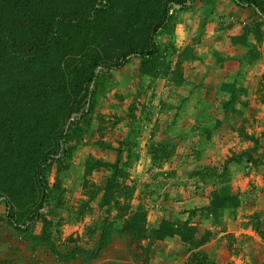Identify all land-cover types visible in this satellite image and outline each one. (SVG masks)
I'll use <instances>...</instances> for the list:
<instances>
[{
	"label": "rangeland",
	"instance_id": "obj_1",
	"mask_svg": "<svg viewBox=\"0 0 264 264\" xmlns=\"http://www.w3.org/2000/svg\"><path fill=\"white\" fill-rule=\"evenodd\" d=\"M167 5L159 54L109 70L154 48ZM46 161L49 197L23 230ZM0 259L264 264V16L235 0H0Z\"/></svg>",
	"mask_w": 264,
	"mask_h": 264
},
{
	"label": "trees",
	"instance_id": "obj_2",
	"mask_svg": "<svg viewBox=\"0 0 264 264\" xmlns=\"http://www.w3.org/2000/svg\"><path fill=\"white\" fill-rule=\"evenodd\" d=\"M235 2L238 6H241V7L255 8L259 11V13L261 15L264 16V5H262L257 0H235ZM185 4L186 3H184V2L180 3V5L183 6V8L186 6ZM169 11H170V6L167 5L165 7V10H164L163 21H161L155 27V32L153 34L152 41H151L153 44V47H154L153 49H150V50L131 49L125 53V55L122 57V59L119 62L108 65L109 70H117V69L124 67L126 65V63L129 62L130 59H132L133 57H139V58H142L143 60L156 57L160 51V45L156 39V35L160 32L161 29H163L166 26V20H167V17L169 15ZM93 80H94V75L90 78L89 83L91 84ZM89 87L90 86H88V88ZM49 166H50V164L46 161V163L44 165L40 166V168H39L38 176H39V181L41 183V188H42L41 202H40L39 206H37L32 211V213L28 217V220L23 224V227H20L23 230H26L27 226H29V225H31L37 221V219L40 216V210L43 208V206L45 205V202L48 200L49 185H48V181H47L46 171L49 168ZM5 201H6V204L8 207L7 215H8L10 222L13 225L18 226V221H17L16 217L14 216L11 201L9 199H5ZM215 203L216 202H213V206L216 205ZM27 223H29V224H27ZM185 241H186V239H185Z\"/></svg>",
	"mask_w": 264,
	"mask_h": 264
},
{
	"label": "crops",
	"instance_id": "obj_3",
	"mask_svg": "<svg viewBox=\"0 0 264 264\" xmlns=\"http://www.w3.org/2000/svg\"><path fill=\"white\" fill-rule=\"evenodd\" d=\"M218 81H219V80H218ZM218 81H217V83H218ZM221 83H222V80H221L218 84H221ZM163 242H164V241H161V240H160L159 242L157 241V242L154 244V246H155L154 248L157 249V248H162V247H164L165 244H163ZM176 244H177V242H176ZM177 245H178V244H177ZM165 247H166V246H165ZM0 264H6V262L4 261V263H2V260L0 259Z\"/></svg>",
	"mask_w": 264,
	"mask_h": 264
}]
</instances>
